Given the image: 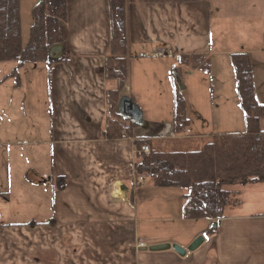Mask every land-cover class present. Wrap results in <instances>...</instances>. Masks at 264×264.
<instances>
[{
  "label": "crops",
  "instance_id": "obj_1",
  "mask_svg": "<svg viewBox=\"0 0 264 264\" xmlns=\"http://www.w3.org/2000/svg\"><path fill=\"white\" fill-rule=\"evenodd\" d=\"M39 1L20 0L21 28L23 16L30 27ZM127 1L130 59L121 97L139 106L144 124L126 137L102 136L107 91L116 87L104 71L108 2L67 0L66 53L50 67L42 63L48 111L41 124L38 115H25L28 128L18 137L23 140H0V264H264V183L240 185L248 198L241 209L226 212L212 236L206 231L216 220L182 217L180 188L131 185L135 138L177 137L185 143L245 129L242 111L236 117L218 111L224 100L214 98L213 64L239 52L251 60L255 42L264 51V0ZM159 48H172L173 55H151ZM193 54L208 55L210 70L180 68L190 121L176 134L173 75L177 58ZM24 67L17 92L25 89ZM220 122L224 127H217ZM234 122L240 125L230 126ZM60 176L66 185L59 190ZM200 234L204 243L185 256L139 249L166 242L187 247Z\"/></svg>",
  "mask_w": 264,
  "mask_h": 264
},
{
  "label": "trees",
  "instance_id": "obj_2",
  "mask_svg": "<svg viewBox=\"0 0 264 264\" xmlns=\"http://www.w3.org/2000/svg\"><path fill=\"white\" fill-rule=\"evenodd\" d=\"M152 3H179L195 0H149ZM110 41L105 61L108 81L116 82V87L107 91L106 126L102 134L107 139L126 137L135 127L118 112V101L128 74L129 35L127 24V0H107ZM67 0H41L31 9L32 22L26 42L22 39L20 0H0V62L13 61L16 67L6 78L14 79V86L20 87V68L26 65L55 62L48 56L49 48L62 45L65 49V36L62 24L67 18ZM264 41V35H263ZM234 68L235 88L240 110L243 112L245 129L239 133H219L200 137L202 145L197 149L185 147L177 137L134 139L135 155L133 173L134 185L142 182L156 187L180 188L183 193L182 217L184 219H214L220 221L227 216L229 208L241 205L238 190L226 187L264 183V104L255 98L250 58L247 53L230 55ZM180 68L189 67L201 71L210 70V57L206 54L181 55L177 58ZM174 79V78H173ZM173 131L183 133L189 126L186 90L179 91L174 79ZM124 125L127 130H124ZM191 140V142H196ZM147 145L149 152H139ZM143 178L137 183V178ZM55 188L63 189L66 179H56ZM132 183V184H133ZM131 184V185H132ZM32 223V222H29ZM216 229L206 231L207 236Z\"/></svg>",
  "mask_w": 264,
  "mask_h": 264
},
{
  "label": "rangeland",
  "instance_id": "obj_3",
  "mask_svg": "<svg viewBox=\"0 0 264 264\" xmlns=\"http://www.w3.org/2000/svg\"><path fill=\"white\" fill-rule=\"evenodd\" d=\"M211 8L213 9V3H211ZM212 9L211 11L213 13ZM23 17L22 39L24 40V42H26L29 36L28 24L30 23V18L28 19L26 16ZM212 27H214V23L212 24ZM262 46V43L257 45L256 42L251 46L256 50L250 60V65L252 70L253 83L256 91V98L264 103V51L261 49ZM13 64H15L13 61H9L8 63L0 62V77H2L3 74L8 73ZM213 66V86L216 89L214 98L217 102L218 98L224 100V105L218 108V111L222 113V110H224L225 117L227 116L228 112H231V115L236 117V114L240 115L241 110L239 107V100L237 98V91L235 88L233 65L231 64V61H227L226 59L220 57L214 60ZM22 74L25 89L21 90V92L16 91L17 86H14V79L12 77L6 78L0 82V140L3 137L11 141L23 140L22 138L19 139L18 137L23 134L25 130L27 131L28 125L25 124L26 120L24 119L31 116L34 118L36 115H38L36 118H38L41 124L42 117H44L48 111V96L46 91L47 88L45 85V65L42 63L37 65H26ZM219 85L221 88H219L220 90L218 91L217 87ZM23 93L27 94L28 97L25 101L22 100ZM220 124L221 125L217 126L218 128L224 127V123L220 122ZM239 125L240 124H237L235 122L233 124H230V126ZM201 145V140H196V142H191L189 140L185 141V144L181 145L179 148L184 149L185 147H188L191 149H197V147ZM226 188L232 191L238 190L240 192L238 196L240 200H245V198H248L250 193L247 192V188L240 187V184H235ZM180 190L185 193V190ZM241 205L234 208H229L227 211L231 213L236 209H241Z\"/></svg>",
  "mask_w": 264,
  "mask_h": 264
},
{
  "label": "water",
  "instance_id": "obj_4",
  "mask_svg": "<svg viewBox=\"0 0 264 264\" xmlns=\"http://www.w3.org/2000/svg\"><path fill=\"white\" fill-rule=\"evenodd\" d=\"M63 52L64 50L62 45L57 44L49 48L48 56L51 60L57 61L62 57ZM173 77L176 80L179 91L182 92L185 88L183 82L181 81L177 73H174ZM118 112L123 119L130 121L137 127L144 124L143 115L139 106L132 102L131 98L127 95L120 98L118 102ZM218 224L219 221H214L212 222L210 228L216 229ZM204 238V234H200V236H197L187 247H182L181 245L176 243L166 242L148 246L143 245L139 249L141 251L148 250L151 252L172 250L180 256H185L188 252L199 248L201 244L204 243Z\"/></svg>",
  "mask_w": 264,
  "mask_h": 264
},
{
  "label": "built area",
  "instance_id": "obj_5",
  "mask_svg": "<svg viewBox=\"0 0 264 264\" xmlns=\"http://www.w3.org/2000/svg\"><path fill=\"white\" fill-rule=\"evenodd\" d=\"M151 55H153L155 57H158V56H170V55H173V49L172 48H169V49L159 48V49H156V50L152 51ZM140 56L141 57H147L148 54L140 53ZM121 126H122V128H124V130H127L124 125H121ZM139 152L140 153L141 152L148 153L149 152L148 146L147 145H142L140 147V149H139ZM142 180H143V178L140 177V178H137L136 182L137 183H141ZM132 185L135 186L134 183Z\"/></svg>",
  "mask_w": 264,
  "mask_h": 264
}]
</instances>
